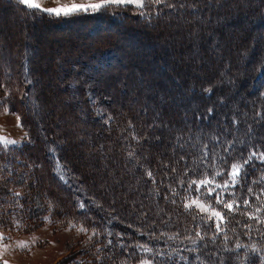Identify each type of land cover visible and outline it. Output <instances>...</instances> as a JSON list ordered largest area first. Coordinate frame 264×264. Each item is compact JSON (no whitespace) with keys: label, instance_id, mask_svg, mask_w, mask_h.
I'll use <instances>...</instances> for the list:
<instances>
[{"label":"rangeland","instance_id":"374dc122","mask_svg":"<svg viewBox=\"0 0 264 264\" xmlns=\"http://www.w3.org/2000/svg\"><path fill=\"white\" fill-rule=\"evenodd\" d=\"M35 2L43 8H56L98 0ZM147 4L145 0L146 11ZM197 5L202 23L190 25L198 18L185 7L186 15L162 20L156 29L155 21L126 25L122 19L125 13L116 12L115 21L106 20L125 25L126 30L119 31L94 25L88 30H59L44 23L34 26L22 15L16 22L13 16L17 14L0 4V100H6L9 108L6 115L0 110V136L18 142L15 150L0 152V233L11 245L7 251L0 245V264L5 260L8 264H121L124 260L138 264L126 259L128 251H121L125 258L119 257L116 245H107L114 235L106 239L105 233H112L117 224L148 239L140 231L157 232L162 227L144 224L156 216L151 218L141 209L160 206L157 212L164 216L177 214L174 206L178 201L157 204L155 199L160 196L164 200L165 194L152 184L146 170L164 180L168 168L177 165L178 154L194 159L200 155L195 136L208 140L211 148L212 134L222 131L223 124L231 126L233 115L239 121V131L230 133L229 138L236 135L244 141L236 152L247 154L249 145L264 150V119L256 115L264 114V20H250L253 11L264 8V0H200ZM128 7L136 10L133 5ZM194 31L196 39L189 35ZM131 38L140 44L129 46ZM16 40L23 48L19 67H13L15 62L12 65L20 52V48H12ZM117 52L127 63L112 61L110 56H118ZM17 115L22 127H17ZM109 116L112 119L106 122ZM181 136L184 147L176 139ZM189 136L193 137L191 143ZM48 138L49 169L65 189L56 181L54 186L38 162L41 155L35 147ZM53 146L63 167L68 162L69 168L75 166L81 173H76L79 182L71 180L68 170L63 173L65 179L60 178ZM130 150L135 151V157L128 156ZM225 158L232 162V157ZM222 163L217 158V164ZM195 164L198 170L208 168L198 161ZM227 168L224 165L225 175ZM246 172L250 182L260 181L264 163L254 160ZM83 176L89 186L81 183ZM241 176L245 177L244 173ZM254 184L260 187L257 192L264 190V183ZM247 185L255 190L252 182ZM17 192L19 196L14 195ZM81 201L86 205L83 210L78 207ZM121 203L129 206L120 208ZM49 214L52 223L44 220ZM68 220H79L88 227L92 226L87 220L95 225L104 221L107 228L102 231L97 224L101 235L86 244V235L66 230ZM17 223L21 227H16ZM33 237L36 243L30 250L16 247L20 241L31 243ZM125 241V236L116 233L117 245ZM136 241L127 243L135 248ZM154 264L159 262L154 260Z\"/></svg>","mask_w":264,"mask_h":264},{"label":"snow or ice","instance_id":"6c2138e0","mask_svg":"<svg viewBox=\"0 0 264 264\" xmlns=\"http://www.w3.org/2000/svg\"><path fill=\"white\" fill-rule=\"evenodd\" d=\"M17 3L23 6V10L29 12L32 18H60L68 17L72 15H80V14H96V13H116V12H124V11H132V8H129V5H133L134 8L139 11L141 16H147L145 9V0H98V2H90L87 5H78L72 4L71 6H58L56 8H43L41 4L35 2V0H17ZM149 4L160 5L163 4L167 8L176 7L175 4L171 2V0H148ZM211 3V0H209ZM180 8H190L192 9V14L194 17H200V12L197 9L195 3H189L188 0H181L179 4ZM190 38L196 39L197 32L194 31L190 33ZM8 89L5 88V94L8 95ZM210 94V90H206ZM0 110H2L3 114H9V108L7 106L6 100H0ZM212 109H208V114L211 115ZM99 115H103L102 112L98 113ZM260 119H264V114L257 113L256 114ZM106 122L110 121L112 118L106 117ZM19 116L17 115V127H22L19 123ZM239 121L235 115H233L231 120V126L227 124H223L221 127L222 131H218L211 136L212 146L209 147V143L201 141L200 136H195L194 139L197 143L200 144L199 152L200 155L193 160V163L199 162V164H207L208 168L213 169V171L209 172L207 168H200L199 172L196 169L186 167L183 175L188 176L189 172L192 173V176L185 181L183 178H180L179 183L184 188V191L187 195L184 197L186 201L183 203L184 210L192 216L193 220L202 221L203 224H197V230L195 231V237L199 239H204L205 236L210 235V239L213 244L218 237L223 240L222 251L228 253H234V256L229 257L234 264H251V258H257L259 264H264V245L259 244L258 242L251 243H242L239 239L234 242L232 247L228 246L229 236L227 234V230L225 229V224L230 222L235 213H240L241 215L246 216L250 220H256L258 224H264V217H261L259 213L264 210V202L261 203V206L256 207L254 212L241 211V205H243L244 209L252 208V205L249 203L248 199H244L240 201L237 196L235 189L236 186L240 183L241 173H244L245 179L247 178L246 166L253 163L254 160L259 161L260 163H264V150H261L258 146L249 145L251 149L247 154L240 152H236V147L238 144H244V141L239 140L236 135H231L230 133L238 132L239 129L237 127ZM27 135V133H25ZM133 139H136L139 142V138L133 134ZM177 142L180 147H184V143H181L182 136L177 137ZM193 140L192 136H189L188 143H191ZM18 142L14 139H9L5 136H0V152L4 151H13L15 150V146ZM192 147H196V144H192ZM222 150L225 155H221L220 151ZM51 152L53 154V158L56 160V164L58 165V174L61 179H65L63 173L67 171L60 164L59 158L55 155L56 149L55 146L52 147ZM128 156L130 158L135 157V151L130 150L128 152ZM225 156L232 157V162L225 158ZM217 158L223 163L218 165ZM186 158L182 155L181 160H185ZM224 165H228L227 174L225 175ZM172 171H176L175 168ZM146 175L153 180L155 183L153 173L150 170H146ZM218 177H222V179H217ZM66 182V181H65ZM264 183V177L261 178L260 181L253 180L252 183ZM172 196L178 195L175 188H170ZM248 193L252 195H256L252 188L249 187L247 189ZM14 195L19 196L20 193H14ZM264 197V190L261 191L260 195H256V200L261 201V198ZM165 200H168V195H165ZM171 203L175 204L176 200L172 199ZM100 207L99 204L96 205ZM80 209H85L86 205L83 201L78 204ZM50 213H51V205H50ZM85 219L87 216L85 215ZM46 223H52L51 215L46 216L44 218ZM62 222V221H59ZM237 224L240 223L239 220L236 221ZM16 227H21L19 223L15 225ZM130 227L132 225H129ZM249 229L245 235H248L251 240V230L254 227L253 225H245ZM67 231L75 230L78 234H84L87 236V241L85 243L92 241L93 237L99 238L101 232L95 224L92 227L86 226V224L81 223L79 220L73 222L72 220H68L66 225ZM235 232V229H231ZM203 231V235H202ZM260 232L261 239H264V230L257 229ZM113 233L107 231L105 233L106 239L112 236ZM123 235V234H120ZM140 235H147L149 239L155 238L157 240L160 239L161 236L166 235L161 232L157 235L156 232H143L140 231ZM179 233L175 235L168 236L169 240H176L179 237ZM193 238L191 234L186 235L184 239L190 241L192 247L185 248L183 251H188L192 253H197L191 261L185 256H180L179 260L183 261L184 264H207V262L198 254L201 248H207L208 245H199L197 246V239ZM8 238L5 237L2 233H0V245L3 246V250L7 251L10 244L7 243ZM36 243V238L33 237L31 243L26 241L17 242L16 247L21 250H30L31 246ZM112 240L107 239V245H111ZM106 245V246H107ZM123 249H127L132 247L133 245L129 244H119ZM137 253L147 254L145 256H141L138 264H154V260H150L148 256H160L162 259L159 264H164V257L169 254L160 251L158 247L149 246L145 242L136 241L134 244ZM243 250V251H242ZM97 253L100 252V248H96ZM213 257H217L220 261V264H225V258L223 256H219L217 252L209 253ZM3 264H8V261H3ZM121 264H127V261H121Z\"/></svg>","mask_w":264,"mask_h":264},{"label":"trees","instance_id":"16d2710c","mask_svg":"<svg viewBox=\"0 0 264 264\" xmlns=\"http://www.w3.org/2000/svg\"><path fill=\"white\" fill-rule=\"evenodd\" d=\"M200 0H188L189 3H195L198 10H199V5L198 2ZM171 2L173 4L176 5V7L174 8H167L165 7L163 4L160 5H155V4H147L148 6V10H144L147 14V16H141L139 14V11L137 10H132V11H124V12H119L121 14L125 13L122 17V19H124L127 24H136L137 22H142L144 24H147L150 22V24H152L153 21H155L156 26L154 27V29H156L159 25H161V23L163 22L162 20H165L167 18H177L178 16L184 14L187 12L186 8H181L179 7V4L181 2V0H171ZM0 4L10 8L13 13L15 12V14H17L15 17L13 16L14 21L16 20V22H20V18L21 15L28 21V22H32L34 26H36V24L38 23H44L46 25L48 24H54L56 26V29H71V28H76V27H80L81 29H85L88 30L89 26H105L107 28H116L119 31L121 30H126L125 29V25H122L121 23H118L116 21V23L113 22H109L106 19H110L112 21H115V16L116 13H105V15H101L100 13L96 14V15H90L89 18H63V19H57L54 18L50 19L47 18V16H44V18H32V16L29 14L28 11L23 10V6L19 5L17 3V0H0ZM258 8L253 11V13H251L250 15L254 16V17H250V20H255V22H257L259 19H263L264 20V8H262L259 12H258ZM200 15H202V11H200ZM186 15V14H184ZM192 15V14H191ZM190 15V16H191ZM188 16V15H187ZM205 17V15H204ZM263 17V18H262ZM198 19H196L195 21L191 22L190 25H194V24H199L203 22V18L202 17H197ZM249 20V21H250ZM248 21V20H247ZM170 22H172V20L170 19ZM119 24L121 25V27L119 26ZM150 28V27H149ZM153 30V28H151ZM25 31H27V29H25ZM118 31V32H119ZM129 33H132L131 31ZM131 37V36H130ZM126 38V37H124ZM133 39V38H131ZM15 44L12 45V48L14 49V47L16 48H20L21 44L19 41H15ZM107 43L106 41H103L102 43V47H105L103 44ZM139 45L140 43L136 42L133 39L130 40L129 42V46L131 45ZM141 44L146 45V42H141ZM5 45L7 46V48L12 52V50L9 48L8 44L5 43ZM100 45H98L97 47H95L96 49L99 47ZM118 53V52H117ZM21 54H23V48H20V52H18V58L16 59V61L12 62L13 67H19V56H21ZM100 55L102 56V53L99 54V57H97L99 63H100ZM114 61V62H118L121 60L122 62H126V59L123 58L119 53L118 56L116 55V53H114V55L110 56ZM116 58V59H115ZM115 59V60H114ZM129 62V61H128ZM130 63V62H129ZM81 82L83 84H86L87 81H84L83 78L80 79ZM22 82H24L21 79ZM84 88V87H83ZM26 100V99H25ZM29 102V101H28ZM27 102V103H28ZM25 118L26 115L24 114ZM199 123V121H198ZM202 142L206 141L208 142V140L205 139H201ZM49 142V138L48 140H45L44 142H40L37 144V146L35 147V152L39 153L41 156L38 159V162L40 164H42V166L46 169V171L48 172V175L51 179V181L53 182V185L55 186V181L57 182V184L60 186L61 189H65L62 188L61 183L59 182L58 178H54L53 172L50 171L49 169V160H48V155L46 153V145L47 144H51L48 143ZM52 142V141H51ZM200 147V144L199 146ZM184 156L186 159L185 160H181V156ZM177 165H173L170 166L172 169L175 168L176 171L174 173H172L173 171H171V168L169 172L165 173V178L164 180L159 179V177H155V183L152 181V184L161 188L164 192L165 195H168L169 199L166 200V202H169L172 199L176 200V203L178 201V206H174L177 209L175 210L177 212V214H172L170 216H164L162 215V213L157 212L160 208V206H157V209H150L149 211L147 210V208H143L141 209L143 213H145V215H149L151 218L154 217V215L156 216L154 218V220H146L144 222V224H148L149 222L153 223V224H157L159 226L162 227V229L160 231H157V235H159V233L163 232L166 235L161 236L159 240L155 239L154 237L151 239H146V238H142L141 236H137L135 233L128 231L126 228L121 227L119 225L116 224V228H114V226L111 228L112 233L115 237V239L112 241V243H114V245H116V254L119 257L125 258V252H121V251H128L130 252V255L128 256V260H131V262H138L139 261V257L141 256H145L147 254L144 253H137L136 248H127L126 250L121 248L120 246H118L116 244V233L118 234H123V236L126 237L127 242H132V241H136L139 240L141 242H145L146 244H148L149 246H154V247H158V249L160 251H164L166 253H168L169 255L164 257V264H184L183 261L179 260L180 256H185L189 259V261L192 260V258L197 255V253H192V252H188V251H183V249L185 248H189L192 247L190 241L184 239V237L186 235L191 234L193 236V238L195 237V231L197 230V224H203L202 221H198V220H193L192 216L189 215L183 208V203H185L186 201L184 200V197L187 195V193L184 191V188L180 185L179 180L180 178H183L185 181L188 180L189 177L192 176V173L189 172L188 176H184V170L186 167H190V168H194L197 170V172H199L198 168H197V164L193 163L194 158L191 155H187L186 153L184 154H178L177 155ZM70 161V160H69ZM67 162V161H66ZM63 163V161H62ZM65 169H67L69 172V176L70 178H72L71 180L77 179L78 177L76 175V173H80L75 166H71L70 168L67 166V163H63ZM70 165H72L69 162ZM205 168V167H204ZM207 168V167H206ZM164 168H162L161 172H163ZM207 170L209 171V168H207ZM164 173V172H163ZM81 174V173H80ZM84 177L83 182H81L82 184H84L85 186H89V182L88 179ZM170 179L168 182L166 181V179ZM217 179H222V177H218ZM147 181V180H146ZM79 182V180H78ZM252 182V180H251ZM248 180V177L245 179V177H240V183L236 186L235 192L237 194V196L239 197L240 201H243L245 198L248 199L249 203L252 205V208L249 209H244L243 205H241V211H248V212H254V209L256 207L261 206V203L264 202V197L261 198V201H257L256 200V195H260L259 192H257L259 190L260 187H257L254 183L253 185L255 186V190L253 189V192L256 195H252L250 193H248L247 189L249 187H251V185H247L249 183H251ZM81 184V185H82ZM148 185V184H147ZM259 186V185H258ZM170 188H175L176 192L178 193V195L176 196H172V193L170 191ZM90 189V188H89ZM49 190H52V187H49ZM55 190L56 187H55ZM262 191V189L260 190ZM257 192V193H256ZM155 195L158 197V194L155 192ZM69 201H72V199L69 198ZM155 201L158 203L160 202H164V200L161 199V197L159 196L158 198L155 199ZM124 205H126L127 207L129 206V204L124 203ZM122 203L119 204L120 208L122 207H126L124 206ZM133 207V206H132ZM131 208V207H129ZM114 213H118V211H114ZM141 213V214H143ZM261 213H264V210H262L259 215L261 217H264V215H262ZM76 214V211H74V213L72 214L73 216ZM110 214V213H109ZM87 216V215H86ZM121 215H117V218H120ZM239 220L240 223L237 224L236 221ZM90 223V226H93V224L91 223L90 220H87ZM102 224H100L99 222L96 223V225H100V230L104 231L105 228H107L106 224H104V221H101ZM152 224V225H153ZM245 225H253L254 227L251 230V240L249 238L248 235H245L246 232L249 231V229L247 227H245ZM109 228V227H108ZM235 229V232H233L231 229ZM110 229V228H109ZM114 229H116V232L114 231ZM225 229L227 230V234L229 236V241H228V246L232 247L234 245V242L239 239L242 243H251V242H258L261 245H264V239H261L260 236V232L257 231V229H261L264 230V224H258L256 220H250L248 219L246 216L241 215L239 212L235 213L233 218L231 219L230 222H227L225 224ZM176 233H179V237L176 240H169L168 236H172L175 235ZM202 235H203V231H202ZM210 235L209 236H205L204 239H197V246L199 245H204L207 244L208 247L207 248H201L199 251V255L207 262V264H220V261L217 257H213L212 255H210L209 253L212 252H217L219 256H223L225 258V264H234V262L231 259H228L231 256H234V253H228V252H224L222 251V246H223V240L218 237L215 241V244H213L212 240L210 239ZM126 241L125 243L128 244ZM131 244V243H130ZM243 251V250H242ZM151 258H153L152 256H149ZM155 261L160 262L161 261V257L160 256H155L153 258ZM120 259H116V262H118ZM251 264H259V261L257 258H251Z\"/></svg>","mask_w":264,"mask_h":264}]
</instances>
